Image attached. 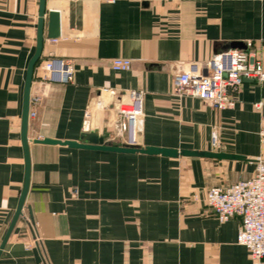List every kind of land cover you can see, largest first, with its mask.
Returning <instances> with one entry per match:
<instances>
[{"label":"crops","instance_id":"1","mask_svg":"<svg viewBox=\"0 0 264 264\" xmlns=\"http://www.w3.org/2000/svg\"><path fill=\"white\" fill-rule=\"evenodd\" d=\"M38 3L0 0V242L24 179L21 110ZM48 11L59 13L56 39L45 37ZM233 42L260 49L264 65V0H45L34 72L53 55L71 61L73 79L44 89L28 118L29 188L0 264H253L236 243L239 218L219 222L204 193L249 178L264 159V81L244 79L222 110L172 86L174 69ZM114 58L131 68L113 70ZM130 89L144 91L140 149L68 143L96 133L121 145L111 101Z\"/></svg>","mask_w":264,"mask_h":264},{"label":"built area","instance_id":"2","mask_svg":"<svg viewBox=\"0 0 264 264\" xmlns=\"http://www.w3.org/2000/svg\"><path fill=\"white\" fill-rule=\"evenodd\" d=\"M110 66L115 71H127L131 63L129 59L114 58ZM33 79L35 89L39 91L29 95L28 118H36L35 106L40 102L44 89L51 84L72 81L71 61L51 55L41 61ZM244 79L264 81L263 53L252 45L223 49L204 61H192L182 69H174L173 93L198 98L222 110L235 103ZM108 94L113 98L114 89H108ZM143 96L142 89H130L124 99L111 101L119 118L117 137L130 147L140 146L138 134L139 121L143 116ZM261 104L257 102L255 105L259 108ZM85 115L87 117L88 112ZM259 135L261 143H264V128L260 129ZM211 143L218 145L216 130L211 132ZM204 203L219 222L239 218L236 243L247 249L253 264H264V159H256L254 172L249 178L225 186L208 187Z\"/></svg>","mask_w":264,"mask_h":264},{"label":"water","instance_id":"3","mask_svg":"<svg viewBox=\"0 0 264 264\" xmlns=\"http://www.w3.org/2000/svg\"><path fill=\"white\" fill-rule=\"evenodd\" d=\"M44 14H45V0H39L38 3V19H37V32H36V46L35 51L31 58L28 61L24 88H23V100H22V110H21V143L23 149V157H24V179L22 189L19 195V199L15 208V211L11 217V220L7 226V229L2 237L0 242V254L7 242V239L12 232L17 220L22 214V209L24 207L25 198L27 195V191L29 188L30 182V153H29V138L27 136V126H28V109H29V95H30V87L33 78V72L36 63L39 60L42 45H43V30H44ZM59 13L57 11H48L47 13V27L45 37L47 39H56L59 37ZM231 47L244 48L245 45L242 42H233L231 43ZM38 141H42L45 143H55L58 141H54L52 139L44 138ZM70 144H74L77 146L88 147V148H100L107 150H116V151H133L136 149H140L141 147H130L125 144H121L118 146L106 144L103 136L97 135L96 133H87L84 135V139L79 142H68ZM148 152H160L165 155H173L175 154L174 150L170 149H153L146 148L144 149Z\"/></svg>","mask_w":264,"mask_h":264}]
</instances>
